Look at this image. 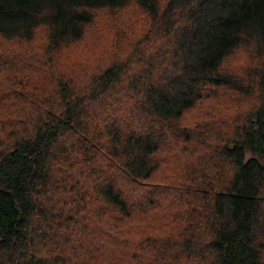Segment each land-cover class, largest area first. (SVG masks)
Masks as SVG:
<instances>
[{"label": "trees", "instance_id": "obj_1", "mask_svg": "<svg viewBox=\"0 0 264 264\" xmlns=\"http://www.w3.org/2000/svg\"><path fill=\"white\" fill-rule=\"evenodd\" d=\"M0 264H264V0H0Z\"/></svg>", "mask_w": 264, "mask_h": 264}, {"label": "rangeland", "instance_id": "obj_2", "mask_svg": "<svg viewBox=\"0 0 264 264\" xmlns=\"http://www.w3.org/2000/svg\"><path fill=\"white\" fill-rule=\"evenodd\" d=\"M241 58V57H240ZM232 66H234V67H238V65H240L241 64V62H239L236 58H235V60L232 62V63H230ZM200 116H196L195 115V111L194 112H191V113H189L188 115H187V118L185 119V122L186 123H188L189 124V122L190 123H196V124H198V123H200L199 121H198V118H199ZM249 156H251V153L250 152H247V157H249Z\"/></svg>", "mask_w": 264, "mask_h": 264}]
</instances>
